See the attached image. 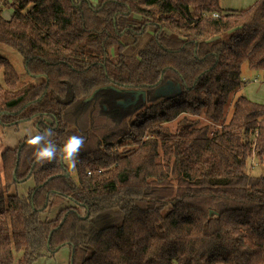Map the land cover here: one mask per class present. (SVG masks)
Segmentation results:
<instances>
[{
	"label": "trees",
	"instance_id": "obj_1",
	"mask_svg": "<svg viewBox=\"0 0 264 264\" xmlns=\"http://www.w3.org/2000/svg\"><path fill=\"white\" fill-rule=\"evenodd\" d=\"M222 1L0 0V44L41 78L17 89L0 57V125L85 140L72 170L37 162L27 138L2 152L0 264L63 246L71 264H264V175L249 173L264 166V104L232 101L243 64L264 81V0ZM168 82L180 90L154 95ZM130 91L145 96L127 106Z\"/></svg>",
	"mask_w": 264,
	"mask_h": 264
},
{
	"label": "rangeland",
	"instance_id": "obj_2",
	"mask_svg": "<svg viewBox=\"0 0 264 264\" xmlns=\"http://www.w3.org/2000/svg\"><path fill=\"white\" fill-rule=\"evenodd\" d=\"M6 1L10 2V0H6ZM91 1L93 3L95 2V0H91ZM222 6L223 8H225L224 0L222 1ZM12 14H13V10L9 7H6L3 12V17L5 19H10ZM0 57L9 60L11 65L15 68L19 76L17 89H20L31 82H37V83L41 82V78H34L26 73L23 65L22 56L12 48L0 44ZM242 77L246 81L245 88H243L241 91L233 95L232 101L235 99V97H238L240 94H242L252 102L264 104V81L262 75L258 72H254L253 70L249 69L248 65L245 63L243 64L242 67ZM0 84L2 85L4 84L2 73H0ZM231 105L229 106V109L227 111L226 123L230 119L231 108H232ZM172 126L174 127L173 124ZM26 128H30L33 134H39V130L36 127L34 121L23 123L18 126L0 125V158L2 152L5 149L15 148L19 145V143L22 140L27 138L24 132ZM67 165L71 170L73 169L70 167L69 164ZM249 173L255 176L264 175V166H258L257 161L255 160L250 164ZM31 188H33L32 181H26L16 185L12 193H17L21 197H27L28 192ZM68 205H71L70 201L68 200L60 201L55 207H53L49 211L45 213H41L40 216L41 220L55 219L60 209ZM21 255L22 253L20 254L15 253L14 255L15 259L13 264H18ZM35 264H71L70 248L68 246H63L52 255L48 253L45 255V257L39 258Z\"/></svg>",
	"mask_w": 264,
	"mask_h": 264
},
{
	"label": "clouds",
	"instance_id": "obj_3",
	"mask_svg": "<svg viewBox=\"0 0 264 264\" xmlns=\"http://www.w3.org/2000/svg\"><path fill=\"white\" fill-rule=\"evenodd\" d=\"M24 132L27 136V143L35 148L33 155L37 162L57 161L69 164L73 169L76 167L77 157L85 144L82 136L71 135L62 147L58 148L49 138L52 135L51 130L40 134H33L30 128H26Z\"/></svg>",
	"mask_w": 264,
	"mask_h": 264
},
{
	"label": "crops",
	"instance_id": "obj_4",
	"mask_svg": "<svg viewBox=\"0 0 264 264\" xmlns=\"http://www.w3.org/2000/svg\"><path fill=\"white\" fill-rule=\"evenodd\" d=\"M256 1L257 0H224L225 9L234 11L246 9L252 6Z\"/></svg>",
	"mask_w": 264,
	"mask_h": 264
},
{
	"label": "water",
	"instance_id": "obj_5",
	"mask_svg": "<svg viewBox=\"0 0 264 264\" xmlns=\"http://www.w3.org/2000/svg\"><path fill=\"white\" fill-rule=\"evenodd\" d=\"M167 84H168L167 85L168 86L167 88H165V89H159L160 93L157 94V95L155 94V95L156 96H171L174 92H176L177 90H180V86L179 85H174L173 83H170V82H168ZM97 92H98V90L95 91L93 93V95L87 99V101L92 100V98L95 96V94ZM139 93H141L143 96H145V93L143 91H137V93H136L137 96H138Z\"/></svg>",
	"mask_w": 264,
	"mask_h": 264
},
{
	"label": "flooded vegetation",
	"instance_id": "obj_6",
	"mask_svg": "<svg viewBox=\"0 0 264 264\" xmlns=\"http://www.w3.org/2000/svg\"><path fill=\"white\" fill-rule=\"evenodd\" d=\"M167 85H168V84H166L165 86H162V87L156 89V90L154 91V95H155V94L157 95V94L160 93L159 89H165V88H167V87H168ZM129 93H130V97L128 96V97L125 99V101L123 102V104H125V105H127V106H130V105H132V104H135V103L137 102V100H139L140 96L142 95L141 93H139L138 96H137V94H136L137 91H130Z\"/></svg>",
	"mask_w": 264,
	"mask_h": 264
},
{
	"label": "built area",
	"instance_id": "obj_7",
	"mask_svg": "<svg viewBox=\"0 0 264 264\" xmlns=\"http://www.w3.org/2000/svg\"><path fill=\"white\" fill-rule=\"evenodd\" d=\"M214 16H216V15H214Z\"/></svg>",
	"mask_w": 264,
	"mask_h": 264
}]
</instances>
